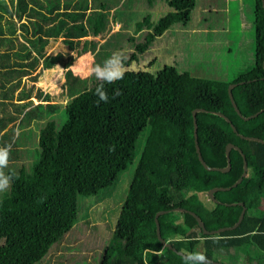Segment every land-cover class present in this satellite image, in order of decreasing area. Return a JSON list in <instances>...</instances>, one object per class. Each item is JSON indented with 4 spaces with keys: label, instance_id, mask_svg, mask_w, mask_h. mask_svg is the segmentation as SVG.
<instances>
[{
    "label": "trees",
    "instance_id": "1",
    "mask_svg": "<svg viewBox=\"0 0 264 264\" xmlns=\"http://www.w3.org/2000/svg\"><path fill=\"white\" fill-rule=\"evenodd\" d=\"M155 1L147 0L148 6ZM196 1L166 0L171 9L155 23L150 14L136 20L135 32L147 31L134 43L123 61L125 66L138 61L172 23L186 24ZM106 2L100 6L97 1L90 5L89 0H0V147L11 145L9 161L15 162L23 146L19 130L39 132L33 137L37 158L29 165L20 164L17 171H5L12 180L0 199V264L39 262L74 225L79 195H94L112 185L136 157L99 264H183L184 257L163 247L156 235L154 215L159 210H169L158 218L160 231L177 250L188 254L199 247L207 259L215 260L216 253L228 248L246 252L253 245L262 253L257 258L264 262V144L241 138L216 114L224 113L238 133L264 141V111L244 120L227 92L230 83H237L232 95L243 116L264 107L262 1L253 0L254 63L247 71L230 80H215L173 65L155 73L127 69L122 79L104 83L108 101L96 103L94 93L101 81L86 88L84 79L70 71L67 81L60 80L65 67L86 52L94 53L96 65L103 64L96 39L105 38L112 19L118 22L116 16L109 18ZM42 69L53 76L49 77L51 90L66 82V91L50 95L38 89L39 102L34 104L31 87L23 81L24 77L36 81ZM52 96L69 97L64 104L65 120H61L60 104L50 102ZM195 108L204 109L196 118L197 142L205 163L225 167L227 143L238 146L247 161L246 176L230 190L215 192L220 202H213L212 207L203 195L212 187L232 185L242 173L243 157L231 149L229 171L205 169L195 150ZM224 202H243L246 211L235 229L213 235L203 234L189 212L174 210L195 212L212 230L232 225L239 216L240 205ZM178 236L184 239L178 241ZM51 260L48 264H62Z\"/></svg>",
    "mask_w": 264,
    "mask_h": 264
},
{
    "label": "rangeland",
    "instance_id": "2",
    "mask_svg": "<svg viewBox=\"0 0 264 264\" xmlns=\"http://www.w3.org/2000/svg\"><path fill=\"white\" fill-rule=\"evenodd\" d=\"M92 1L94 3L97 1V4L103 6L104 0H89L90 5ZM106 7L111 13L109 18L116 16L119 23L116 24L115 19H112L110 29L104 36L108 38L105 43L103 42L105 38L96 39L98 42L96 49L102 51L100 55L103 63L113 53H120L124 59H127L134 50V43L143 39L146 30L143 28L135 32L136 20H141L143 15L150 14V20L155 23L171 9L166 0H156L152 7L148 6L147 0H107ZM253 20V0H197L191 11L190 20L186 24L172 23L161 37L155 40L154 47L139 55L138 61L125 66L124 71L147 69L155 73L164 65H173L179 71H187L200 78L230 80L247 71L254 63ZM129 37H133V40H129ZM55 43L58 47L62 44L60 40ZM94 58L93 52H86L78 60L72 61L61 74L64 79H61L60 83L67 81L70 72H73L84 79L83 87L90 88L97 80L91 72L96 65ZM44 72L48 73V70L42 69L39 76L35 77L36 81L28 78L23 81L31 87L34 104L39 102L35 97L38 89L50 95L66 91V82L58 90L47 89L46 84L51 87L50 76L46 73L43 77ZM49 100L57 105L60 104L61 120H65L64 104L69 97L55 99V96H52ZM19 132L21 134L19 141L22 140L23 144L19 149L21 154L15 162L9 161L8 166L3 169L4 173L8 169L17 171L20 164L29 165L37 158V142L33 137L39 133L38 130L24 128ZM142 137L143 134L140 138ZM136 161L137 157L120 173L112 185L94 195H79V209L74 225L50 247L39 262L34 264H48L51 259L58 260L62 264H99L103 248L108 244L114 230ZM8 191L9 189L0 192V199ZM203 200L207 206H213V201L207 194ZM170 215L172 216V213ZM2 242L3 239H0V244ZM200 249L196 247L192 252H200ZM257 255L262 253L252 245L246 252L242 249L228 248L222 253H216L214 257L215 261L224 264H264Z\"/></svg>",
    "mask_w": 264,
    "mask_h": 264
},
{
    "label": "water",
    "instance_id": "3",
    "mask_svg": "<svg viewBox=\"0 0 264 264\" xmlns=\"http://www.w3.org/2000/svg\"><path fill=\"white\" fill-rule=\"evenodd\" d=\"M261 1H262V5L264 7V0H261ZM263 67H264V59H263ZM236 84L237 83H230L228 85V87H227V92H228V96H229V99L231 101V104H232V106H233V108H234V110H235V112L237 113L238 116H240L244 120H249L251 118L256 117L259 113H261L262 111H264V107H263L259 111L255 112V113H253V114H251L249 116H243L241 114L240 110L238 109V107L236 106V104L234 102V99H233V95H232V88ZM199 111H204V109L203 108H195V109L192 110L194 143H195V150H196L198 159L200 160V162L202 163V165L205 167V169H207V170H218V171H221V172H227V171H229V169L231 167L230 157H229V153H230V150L231 149L238 150L241 153L242 157H243V170H242V173H241L240 177L232 185L227 186V187L216 186V187H212L211 189L208 190V192H207L208 197H210L213 202H220V201H218L214 197V193L217 192V191L230 190L232 187H235L238 183H240V181L242 180V178L244 176H246V174H247V161H246V158H245L244 154L242 153V150L238 146H236L233 143H227L226 146H225V155H226V161H227V164H226L225 167H211V166H208L205 163V161L203 160V158L201 156V152H200L199 145H198V142H197V127H198V124H197L196 114ZM216 114L219 115V116H221V117H223L226 121H228L230 123V125H231L232 130L237 135H239L241 138H244V139H247V140H256V141L261 142V143L264 144V141L261 138L253 137V136H245V135H242V134L238 133V131L235 128V126L233 125V123L230 121V119L224 113H222V112H216ZM223 204H225V205H240L242 208H241V211H240L239 216H238L237 220L235 221V223H233L230 226H224V227H220V228L212 229V230H208L205 227L204 222L201 220V218L195 212L190 211V210H187V209H184V208H181V207L175 208V211H187V212H189L196 219L197 224L200 227V229H201V231H202L203 234H205V235H213V234L221 233L223 231L235 229L240 224V222L242 221V219L244 217V214H245V211H246V206L243 204V202H231V203L224 202ZM168 211L169 210H159V211H157L155 213V215H154V222H155V227H156V235H157L159 241L162 243V246L163 247L169 248L172 251H174L175 253H177L178 255H181V256L185 257L187 255L186 253H184V252H182L180 250H177L174 246L171 245V243H169L168 241H166L161 236L160 224H159L158 218H159L160 215H162L164 213H167ZM207 263L224 264V263H221L219 261H215L213 259H207Z\"/></svg>",
    "mask_w": 264,
    "mask_h": 264
},
{
    "label": "clouds",
    "instance_id": "4",
    "mask_svg": "<svg viewBox=\"0 0 264 264\" xmlns=\"http://www.w3.org/2000/svg\"><path fill=\"white\" fill-rule=\"evenodd\" d=\"M123 61L124 58L120 53H113L110 58L104 61L103 66L97 64L91 69V72L95 75L96 79L102 82L96 88L94 93L98 97L96 103H106L108 101L107 92L104 90V83H114L123 78L125 69ZM114 94L118 95L119 92L116 91ZM10 152L11 145L0 147V192L8 189L12 180V177L6 175L3 171V169L8 166ZM176 239L179 241L184 238L178 236ZM183 264H207V257L202 252H191L183 258Z\"/></svg>",
    "mask_w": 264,
    "mask_h": 264
},
{
    "label": "crops",
    "instance_id": "5",
    "mask_svg": "<svg viewBox=\"0 0 264 264\" xmlns=\"http://www.w3.org/2000/svg\"><path fill=\"white\" fill-rule=\"evenodd\" d=\"M243 1H244V0H243ZM115 23L117 24V22H115ZM118 23H119V22H118ZM145 30L147 31L146 28H145ZM116 32H117V31H116ZM159 37H161V35H160V36H157V37L153 40V42H152V44L149 46L148 50H149L151 47H152V48L154 47V42H155V40H156L157 38H159ZM148 50H147V51H148ZM147 51H146V52H147ZM144 53H145V52H144ZM61 67H63V66H61ZM50 74H51V72H50ZM51 76H52V74L50 75V77H51ZM61 77H62V76H61ZM52 78H53V76L51 77V79H52ZM62 79H64V78H62ZM24 80H26L25 77H24ZM52 83H53V82H52ZM56 83H58L57 80H56ZM50 86H51V87H48V84H47V85H46V88H47V89L52 88L53 84H50ZM203 197H205V195H203ZM205 200H207V198H205Z\"/></svg>",
    "mask_w": 264,
    "mask_h": 264
},
{
    "label": "flooded vegetation",
    "instance_id": "6",
    "mask_svg": "<svg viewBox=\"0 0 264 264\" xmlns=\"http://www.w3.org/2000/svg\"><path fill=\"white\" fill-rule=\"evenodd\" d=\"M175 210V209H174ZM199 237H201V236H199Z\"/></svg>",
    "mask_w": 264,
    "mask_h": 264
}]
</instances>
